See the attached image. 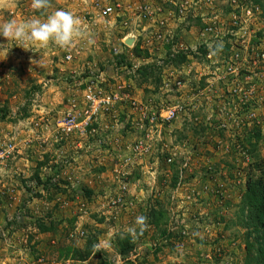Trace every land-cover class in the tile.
Here are the masks:
<instances>
[{
	"label": "rangeland",
	"instance_id": "374dc122",
	"mask_svg": "<svg viewBox=\"0 0 264 264\" xmlns=\"http://www.w3.org/2000/svg\"><path fill=\"white\" fill-rule=\"evenodd\" d=\"M56 9L82 21L72 47L0 37V264H243L245 180L264 158V0ZM30 18L46 15L0 0V23ZM86 93L110 102L62 132Z\"/></svg>",
	"mask_w": 264,
	"mask_h": 264
},
{
	"label": "clouds",
	"instance_id": "9594fccd",
	"mask_svg": "<svg viewBox=\"0 0 264 264\" xmlns=\"http://www.w3.org/2000/svg\"><path fill=\"white\" fill-rule=\"evenodd\" d=\"M52 7V0H31V8L35 11H43L45 19L30 18L21 21L8 20L0 23V37L4 39L18 41V45L25 50H32L33 45L47 47L54 44L59 48L68 49L73 46V41L84 35L81 19L72 11L56 9L47 12ZM217 45V49H221ZM7 52L4 55L6 58ZM3 58V59H4ZM147 217L139 215L135 218L136 227L127 230L128 235L133 239L137 236V229L142 234L148 227ZM109 244L99 245L98 251L107 248Z\"/></svg>",
	"mask_w": 264,
	"mask_h": 264
},
{
	"label": "trees",
	"instance_id": "16d2710c",
	"mask_svg": "<svg viewBox=\"0 0 264 264\" xmlns=\"http://www.w3.org/2000/svg\"><path fill=\"white\" fill-rule=\"evenodd\" d=\"M251 169L255 176H248L243 191V205L247 208L244 226L249 229L245 241L243 264H264V158L252 161ZM46 226H39L45 230Z\"/></svg>",
	"mask_w": 264,
	"mask_h": 264
},
{
	"label": "built area",
	"instance_id": "2783aa9c",
	"mask_svg": "<svg viewBox=\"0 0 264 264\" xmlns=\"http://www.w3.org/2000/svg\"><path fill=\"white\" fill-rule=\"evenodd\" d=\"M103 12L105 13L106 10L104 9ZM85 98L88 105L80 117L76 118V115L66 114V116L61 118L59 125L62 132L68 134L85 130L88 126H90L92 118L97 110L101 106L110 102L109 96L100 97L86 93Z\"/></svg>",
	"mask_w": 264,
	"mask_h": 264
}]
</instances>
